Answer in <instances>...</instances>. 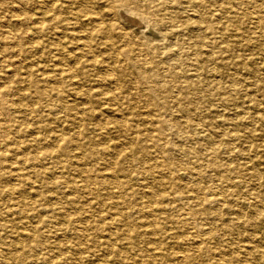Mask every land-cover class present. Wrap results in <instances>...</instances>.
I'll return each instance as SVG.
<instances>
[{"label":"rangeland","instance_id":"374dc122","mask_svg":"<svg viewBox=\"0 0 264 264\" xmlns=\"http://www.w3.org/2000/svg\"><path fill=\"white\" fill-rule=\"evenodd\" d=\"M111 1L0 0V264H264V0Z\"/></svg>","mask_w":264,"mask_h":264},{"label":"bare ground","instance_id":"6f19581e","mask_svg":"<svg viewBox=\"0 0 264 264\" xmlns=\"http://www.w3.org/2000/svg\"><path fill=\"white\" fill-rule=\"evenodd\" d=\"M107 1H108V0H107ZM114 1L117 2V4L119 5V6H117V7L120 8V6H122L121 8H123V9H121V10H125V14H127V15H129V16H131V17H132V16H136V15L141 16V17H145V13L148 14V13L150 12V10H148L149 8L146 9V7H145V9L143 10V12H141V14L136 13L137 10H138V9H137L138 7L136 8V7L134 6V3H131V0H114ZM143 1H144V0H143ZM143 1H142V2H143ZM198 1H199V0H198ZM202 1H203V0H202ZM202 1H201V2H202ZM209 1H210V0H209ZM219 1H221V0H219ZM225 1H226V0H225ZM232 1H233V0H232ZM240 1H241V0H240ZM242 1H243V0H242ZM7 2H9V1H7ZM83 2H89V0H83ZM103 2H104V1H103ZM111 2H113V0H112ZM177 2H178V1H177ZM177 2H176V3H177ZM211 2H212V1H211ZM236 2H237V1H236ZM238 2H239V1H238ZM247 2H248V1H247ZM247 2H246V3H247ZM253 2H254V1H253ZM259 2H260V1H259ZM99 3H100V2H99ZM153 3H154V2H153ZM161 3H162V2H161ZM167 3H168V2H167ZM178 3H179V2H178ZM194 3H195V2H194ZM197 3H199V2H197ZM205 3H206V2H205ZM212 3H213V2H212ZM212 3H211V4H212ZM231 3H232V2H231ZM79 4H80V3H79ZM157 4H158V2H157ZM187 4H188V3H187ZM195 4H196V3H195ZM199 4H200V3H199ZM203 4H204V3H203ZM203 4H202V5H203ZM207 4H208V3H206V5H207ZM209 4H210V3H209ZM211 4H210V5H211ZM223 4H224V3H223ZM249 4H250V3H249ZM249 4H247V5H249ZM253 4H255V3H253ZM69 5H70V4H69ZM140 5H141V4H140ZM144 5H145V4H144ZM147 5H148V4H146V6H147ZM169 5H170V3H169ZM219 5H220V4H219ZM226 5H227V3H226ZM236 5H237V4H236ZM40 6H41V5H40ZM96 6H98V5H96ZM142 6H143V5H142ZM197 6H198V5H197ZM197 6H196V7H197ZM213 6H214V4H213ZM232 6H233V5H232ZM238 6H240V4H239ZM238 6H237V7H238ZM85 7H86V5H85ZM92 7H93V6H92ZM170 7H171V6H170ZM176 7H177V6H176ZM181 7H182V4H181ZM187 7H188V6H187ZM187 7H186V8H187ZM209 7H210V6H209ZM218 7H219V6H218ZM241 7H242V6H241ZM254 7H255V5H254ZM68 8H69V7H68ZM78 8H79V7H78ZM139 8H140V7H139ZM141 8H142V7H141ZM162 8H163V7H162ZM183 8H184V7H183ZM191 8H192V7H191ZM216 8H217V7H216ZM242 8H243V7H242ZM242 8H241V9H242ZM244 8H245V7H244ZM30 9H31V8H30ZM166 9H167V8H166ZM198 9H199V8H198ZM203 9H204V8H203ZM229 9H230V8H229ZM245 9H246V8H245ZM14 10H15V9H14ZM66 10H67V9H66ZM93 10H94V9H93ZM98 10H99V9H98ZM116 10H117V9H116ZM161 10H162V9H161ZM176 10H177V9H176ZM182 10H183V9H182ZM184 10H185V9H184ZM192 10H193V8H192ZM207 10L210 11L211 9H207ZM221 10H222V8H221ZM223 10H224V8H223ZM251 10H252V7H251ZM67 11H68V10H67ZM84 11H85V10H84ZM88 11H91V7H90V10H88ZM100 11H101V10H100ZM138 11H139V10H138ZM163 11H164V10H163ZM168 11H169V10H168ZM185 11H186V10H185ZM194 11H195V10H194ZM194 11H193V12H194ZM215 11H216V10H215ZM231 11H232V10H231ZM247 11H248V10H247ZM260 11H261V10H260ZM77 12H78V11H77ZM118 12H119V11H118ZM155 12H156V11H155ZM157 12L159 13V11H157ZM157 12H156V13H157ZM170 12H171V11H170ZM170 12H169V13H170ZM181 12H182V11H181ZM221 12H223V11H221ZM235 12H236V11H235ZM235 12H234V13H235ZM239 12H240V11H239ZM70 13H71V12H70ZM74 13H75V11H74ZM74 13H73V14H74ZM83 13H84V12H83ZM93 13L96 14V12H94V11H93ZM97 13H98V12H97ZM187 13H188V12H187ZM223 13H224V12H223ZM256 13H257V12H256ZM32 14H33V13H32ZM43 14H44V13H43ZM61 14H62V13H61ZM79 14H81V13H79ZM91 14H92V13H91ZM95 14H94V15H95ZM112 14H114V13H112ZM188 14H190V13H188ZM248 14L250 15L251 13L249 12ZM20 15H21V14H20ZM81 15H86V14H81ZM105 15H106V14H105ZM109 15H110V14H109ZM195 15H196V14H195ZM208 15H210V14H208ZM219 15H220V14H219ZM224 15H226V14H224ZM234 15H235V14H234ZM244 15L246 16V14H244ZM249 15H248V17H249ZM252 15H253V14H252ZM17 16H18V15H17ZM67 16H68V15H67ZM119 16H120V15H118V18H119ZM153 16H154V15H153ZM158 16H159V15H158ZM161 16H162V15H161ZM163 16H164V15H163ZM179 16H180V15H179ZM179 16H178V17H179ZM181 16H182V15H181ZM181 16H180V17H181ZM221 16H223V15H221ZM221 16H220V17H221ZM241 16H242V15H241ZM254 16H255V15H254ZM11 17H12V15H11ZM37 17H38V16H37ZM70 17H71V16H70ZM75 17H76V16H75ZM98 17H99V16H98ZM114 17H115V16H114ZM189 17H190V16H189ZM200 17H201V16H200ZM206 17H207V16H206ZM223 17H224V16H223ZM223 17H222V18H223ZM246 17H247V16H246ZM7 18H9V17L7 16ZM88 18H89V17H88ZM101 18H102V17H101ZM101 18H100V19H101ZM108 18L111 19V16L108 17ZM116 18H117V17H116ZM139 18H140V17H139ZM157 18H158V17H157ZM164 18H165V17H164ZM173 18H174V17H173ZM190 18H191V17H190ZM217 18H218V17H217ZM233 18H234V17H233ZM65 19H66V18H65ZM75 19H76V18H75ZM89 19H90V18H89ZM120 19H121V17H120ZM168 19H169V18H168ZM175 19H176V18H175ZM177 19H178V18H177ZM193 19H194V18H193ZM234 19H235V18H234ZM248 19H249V18H248ZM53 20H54V19H53ZM62 20H63V19H62ZM62 20H61V21H62ZM149 20H151V19H149ZM156 20H157V19H156ZM182 20H183V19H182ZM202 20H204V19H202ZM215 20H216V19H215ZM229 20H230V19H229ZM240 20H241V18H240ZM252 20H253V19H252ZM254 20H255V19H254ZM254 20H253V21H254ZM259 20H260V19H259ZM59 21H60V20H59ZM99 21H100V20H99ZM198 21H199V20H198ZM226 21H227V20H226ZM255 21H256V20H255ZM2 22H3V20H2ZM29 22H30V21H29ZM74 22H76V21H74ZM87 22H89V21H87ZM91 22H93V19H92ZM91 22H89V23H91ZM94 22H95V21H94ZM108 22H109V21H108ZM113 22H114V21H113ZM166 22H167V21H166ZM187 22H188V21H187ZM211 22H212V20H211ZM222 22H223V21H222ZM224 22H225V21H224ZM238 22H239V21H238ZM251 22H252V21H251ZM5 23H6V22H5ZM7 23H8V21H7ZM32 23H33V22H32ZM84 23L86 24V22H84ZM105 23H106V22H105ZM118 23H119V22H118ZM125 23H126V22H125ZM141 23H142V22H141ZM199 23H201V22H199ZM204 23H205V22H204ZM206 23H207V22H206ZM212 23H213V22H212ZM226 23H227V22H226ZM233 23H234V22H233ZM8 24H9V23H8ZM61 24H62V23H61ZM158 24H159V23H158ZM164 24H165V22H164ZM222 24H223V23H222ZM224 24H225V23H224ZM224 24H223V25H224ZM235 24H236V23H235ZM239 24H240V22H239ZM242 24H243V23H242ZM245 24H246V21H245ZM91 25H92V24H91ZM94 25H95V24H94ZM94 25H93V26H94ZM103 25H104V24H103ZM109 25H110V24H109ZM114 25H115V24H114ZM143 25H145V23H144ZM152 25H153V24H152ZM167 25H168V24H167ZM167 25H166V26H167ZM180 25H181V24H180ZM187 25H188V24H187ZM198 25H200V24H198ZM203 25H204V24H203ZM251 25H252V24H251ZM255 25H256V24H255ZM255 25H254V26H255ZM3 26H4V25H3ZM6 26H7V25H6ZM84 26H86V25H84ZM88 26H89V25H88ZM111 26H113V25H111ZM117 26H118V25H117ZM160 26H161V25H160ZM174 26H175V25H174ZM181 26H183V25H181ZM191 26H192V25H191ZM208 26H209V25H208ZM245 26H246V25H245ZM245 26H244V27H245ZM0 27H1V26H0ZM66 27H67V26H66ZM72 27H73V26H72ZM90 27H91V26H90ZM94 27H95V28H94L95 34L100 33V30H101V29H100L98 26H94ZM113 27H114V26H113ZM119 27H120V26H119ZM130 27H132V26H130ZM130 27H129V28H130ZM149 27H150V26H149ZM161 27H162V26H161ZM161 27H160V28H161ZM171 27H172V26H171ZM178 27H179V26H178ZM210 27H211V26H210ZM225 27H226V26H225ZM233 27H234V26H233ZM235 27H236V26H235ZM40 28L43 30V29H44V26H41ZM58 28H59V27H58ZM92 28H93V27H92ZM101 28H104V27H101ZM117 28H118V27H117ZM122 28H123V26H122ZM127 28H128V27H127ZM129 28H128V29H129ZM141 28H142V27H141ZM143 28H144V27H143ZM157 28H158V27H157ZM184 28H185V27H184ZM187 28H188V27H187ZM196 28H197V27H196ZM9 29H10V28H9ZM17 29H18V28H17ZM17 29H14V30H17ZM49 29H50V28H49ZM78 29H79V28H78ZM84 29H85V28H84ZM111 29H112V28H111ZM114 29H116V28H114ZM139 29H140V28H139ZM201 29H202V28H201ZM204 29H205V28H204ZM7 30H8V29H7ZM21 30H23V29H21ZM45 30H46V29H45ZM50 30H51V29H50ZM69 30H70V29H69ZM89 30L91 31V29H89ZM151 30H153V29H151ZM168 30H169V29H168ZM189 30H190V29H189ZM194 30H195V29H194ZM194 30H193V31H194ZM211 30H212V29H211ZM217 30H218V29H217ZM221 30H222V29H221ZM59 31H61V30H59ZM75 31H76V30H75ZM107 31H108V30H107ZM114 31H115V30H114ZM116 31H117V30H116ZM134 31H135V30H134ZM157 31H158V29H157ZM191 31H192V30H191ZM242 31H243V30H242ZM5 32H6V31H5ZM21 32H22V31H21ZM45 32H46V31H45ZM47 32H48V31H47ZM78 32H79V31H78ZM78 32H77V33H78ZM103 32L105 33L106 31H103ZM121 32H122V31H121ZM121 32H120V33H121ZM125 32H126V31H125ZM129 32H130V31H129ZM136 32H137V31H136ZM171 32H172V31H171ZM178 32H180V31H178ZM196 32H197V31H195V33H196ZM198 32H199V31H198ZM210 32H211V31H210ZM2 33H3V32H2ZM7 33H8V32H7ZM113 33H114V32H113ZM130 33H131V32H130ZM130 33H129V34H130ZM158 33H159V32H158ZM213 33H214V32H213ZM219 33H220V32H219ZM243 33H244V32H243ZM44 34H45V33H44ZM86 34H87V33H86ZM123 34H124V33H123ZM152 34H153V33H152ZM163 34H164V33H163ZM174 34H175V33H174ZM178 34H179V33H178ZM178 34H177V35H178ZM220 34H221V33H220ZM3 35H4V33H3ZM56 35H57V34H56ZM59 35H60V34H59ZM72 35H73V34H72ZM78 35H79V34H78ZM87 35H88V34H87ZM102 35H103V34H102ZM114 35H115V34H114ZM131 35H132V33H131ZM141 35H142V34H141ZM172 35H173V34H172ZM186 35H187V33H186ZM188 35H189V34H188ZM228 35H229V34H228ZM14 36H15V35H14ZM76 36H77V35H76ZM76 36H75V37H76ZM117 36H119L118 33H117ZM124 36H125V35H124ZM134 36H135V35H134ZM145 36H146V35H145ZM181 36H182V34H181ZM44 37H46V36H44ZM71 37H72V36H71ZM82 37H83V36H82ZM82 37H81V38H82ZM122 37H123V36H122ZM131 37H133V36H131ZM136 37H137V36H136ZM154 37H155V35H154ZM186 37H187V36H186ZM212 37H213V36H212ZM88 38H89V36H88ZM102 38H103V37H102ZM119 38H120V37H119ZM124 38H125V37H124ZM124 38H123V40H125ZM129 38H130V37H129ZM152 38H153V37H152ZM181 38H182V37H181ZM229 38H230V37H229ZM16 39H17V38H16ZM53 39H54V37H53ZM59 39H60V38H59ZM68 39H69V38H68ZM71 39H72V38H71ZM73 39H74V37H73ZM91 39H92V38H91ZM91 39H90V40H91ZM99 39H100V38H99ZM116 39H117V38H116ZM120 39H121V38H120ZM143 39H144V38H143ZM153 39H154V38H153ZM169 39H170V38H169ZM178 39H179V38H178ZM2 40H3V39H2ZM5 40H6V39H5ZM26 40H27V39H26ZM29 40H30V39H29ZM61 40H62V39H61ZM61 40H60V41H61ZM75 40H76V39H75ZM84 40H85V39H84ZM84 40H83L82 44L84 43ZM90 40H89V41H90ZM123 40H122V41H123ZM149 40H150V39H149ZM184 40H186V38H185ZM31 41H32V39H31ZM47 41H48V40H47ZM89 41H86V42H88L87 44H89ZM92 41H93V40H92ZM98 41H99V40H98ZM122 41H121V42H122ZM178 41H179V40H178ZM0 42H1V41H0ZM11 42H12V41H11ZM15 42H16V41H15ZM17 42H18V41H17ZM49 42H50V41H49ZM49 42H48V43H49ZM57 42H58V41H57ZM76 42H77V41H76ZM96 42H97V41H96ZM96 42H95V43H96ZM99 42H100V41H99ZM121 42H120V43H121ZM124 42H125V41H124ZM126 42H127V41H126ZM140 42H141V41H140ZM147 42L149 43V41H147ZM150 42H151V41H150ZM3 43H4V42H3ZM26 43H27V42H26ZM72 43H73V42H72ZM79 43H80V42H79ZM95 43H92V45L95 44ZM100 43H101V42H100ZM102 43H103V42H102ZM134 43H135V42H134ZM137 43H138V41H137ZM190 43H191V42H190ZM194 43H195V42H194ZM198 43H199V42H198ZM5 44H6V43H5ZM37 44H38V43H37ZM37 44H36V45H37ZM87 44H86V45H87ZM107 44H108V43H107ZM127 44H128V43H127ZM127 44H125V45H127ZM129 44H130V43H129ZM129 44H128V45H129ZM145 44H146V42H145ZM149 44H150V43H149ZM149 44H148V45H149ZM11 45H12V44H11ZM30 45H31V44H30ZM71 45H72V44H71ZM71 45H70V46H71ZM103 45H104V44H103ZM108 45H111V44H108ZM112 45H113V44H112ZM119 45H120V44H119ZM134 45H135V44H134ZM140 45H141V44H140ZM2 46H3V45H2ZM14 46H15V45H14ZM70 46H69L68 48H70ZM78 46H79V45H78ZM80 46H81V45H80ZM80 46H79V47H80ZM97 46H98V45H97ZM122 46H123V45H122ZM130 46H132V44H131ZM136 46H137V45H136ZM10 47H11V46H10ZM36 47H37V46H36ZM46 47H47V46H46ZM0 48L2 49V47H0ZM5 48H6V47H5ZM5 48H4V49H5ZM26 48H27V47H26ZM38 48H39V47H38ZM44 48H45V47H44ZM73 48H74V47H73ZM73 48H72V49H73ZM80 48H81V47H80ZM90 48H91V47H90ZM101 48H102V47H101ZM104 48H105V47H103V49H104ZM111 48H113V47H111ZM11 49H12V48H11ZM16 49H17V48H16ZM47 49H48V47H47ZM59 49H61V48H59ZM74 49H75V48H74ZM81 49H82V48H81ZM84 49H85V48H84ZM84 49H82V50H84ZM94 49H95V48H94ZM96 49H97V48H96ZM99 49H100V48H99ZM118 49H119V48H118ZM128 49H129V48H128ZM17 50H18V49H17ZM37 50H38V49H37ZM49 50H50V49H49ZM89 50H90V49H89ZM89 50H88V51H89ZM133 50H135V49L133 48ZM2 51H3V50H2ZM13 51H14V50H13ZM13 51H12V53H13ZM39 51H40V50H39ZM72 51H73V50H72ZM101 51H103V50H101ZM129 51H130V50H129ZM146 51H147V50H146ZM190 51H191V50H190ZM192 51H193V50H192ZM7 52H8V51H7ZM20 52H21V51H20ZM51 52H52V51H51ZM59 52H60V51H59ZM68 52H69V51H68ZM68 52H67V53H68ZM78 52H79V51H78ZM83 52H84V51H83ZM89 52H90V51H89ZM92 52H94V51H92ZM103 52H104V51H103ZM108 52H109V51H108ZM108 52H107V53H108ZM124 52H125V51H124ZM142 52H144V50H143ZM148 52H149V51H148ZM186 52H187V51H186ZM193 52H194V51H193ZM2 53H3V52H2ZM8 53H9V52H8ZM30 53H31V52H30ZM57 53H58V52H57ZM65 53H66V52H65ZM79 53H81V52H79ZM84 53H85V52H84ZM99 53H101V52H99ZM112 53H113V52H112ZM135 53H136V51H135ZM137 53H139V52L137 51ZM144 53H145V52H144ZM144 53H142V55H143ZM149 53H150V52H149ZM191 53H192V52H191ZM191 53H190V54H191ZM18 54H19V53H18ZM21 54H22V53H21ZM21 54H20V55H21ZM35 54H36V53H35ZM38 54H39V53H38ZM54 54H55V53H54ZM69 54H70V53H69ZM75 54H76V53H75ZM87 54H88V53H87ZM133 54H134V53H133ZM140 54H141V52H140ZM190 54H189V55H190ZM20 55H19V56H20ZM22 55H23V54H22ZM24 55H25V54H24ZM39 55H40V54H39ZM48 55H49V57H50V52H49ZM56 55H57V54H56ZM112 55L114 56V53H113ZM191 55H192V54H191ZM198 55H199V54H198ZM4 56H5V55H4ZM17 56H18V55H17ZM46 56H47V55H46ZM67 56H68V55H67ZM88 56H89V55H88ZM130 56H131V55H130ZM134 56H135V55H134ZM138 56H139V55H138ZM151 56H152V54H151ZM11 57H12V56H11ZM28 57H29V56H28ZM43 57H44V56H43ZM47 57H48V56H47ZM47 57H46V58H47ZM49 57H48V58H49ZM52 57H53V55H52ZM74 57H75V56H74ZM83 57H85V56H83ZM93 57L95 58V56H93ZM141 57H142V56H141ZM7 58L9 59V57H7ZM18 58H19V57H18ZM31 58H32V57H31ZM37 58H38V57H37ZM60 58H61V57H60ZM100 58H101V57H100ZM104 58H105V57H104ZM115 58H116V57H115ZM135 58H136V57H135ZM0 59H2V58H0ZM25 59H26V58H25ZM27 59H28V58H27ZM35 59H36V58H35ZM79 59H82V58H79ZM88 59H89V58H88ZM91 59H92V58H91ZM91 59H90V61H87V62H91ZM112 59H113V58H112ZM130 59H131V58H130ZM133 59H134V58H133ZM13 60H14V59H13ZM21 60H22V59H21ZM41 60H42V59H41ZM49 60H50V59H49ZM55 60L58 61L59 59H55ZM60 60H62V59H60ZM63 60H64V59H63ZM68 60H69V58H68ZM84 60H85V59H84ZM99 60H102V58L99 59ZM113 60H114V59H113ZM2 61H3V60H2ZM33 61H34V60H33ZM66 61H67V60H66ZM66 61H64V63H65ZM69 61H70V60H69ZM92 61H93V60H92ZM102 61H103V60H102ZM139 61H140V60H139ZM6 62H7V61H6ZM26 62H27V61H26ZM29 62H30V61H29ZM39 62H40V60H39ZM42 62H43V61H42ZM83 62H85V61H83ZM113 62H116V61H113ZM121 62H122V61H121ZM15 63H16V62H15ZM49 63H50V62H49ZM55 63H56V62H55ZM55 63H54V64H55ZM57 63H58V62H57ZM57 63H56V64H57ZM60 63H61V62H60ZM73 63H75V62L73 61ZM92 63H94V62H92ZM117 63H118V62H117ZM142 63H143V66H145V65H144V62H142ZM145 63H146V65H147V62H145ZM4 64H5V62H4ZM12 64H14V62H13ZM24 64H26V63H24ZM54 64H52V65H54ZM77 64H78V63H77ZM85 64H87V63H85ZM85 64L83 63V65H85ZM100 64H101V63H100ZM113 64H114V63H113ZM123 64H124V63H123ZM133 64H134V63H133ZM29 65H30V64H29ZM31 65H32V62H31ZM33 65H34V63H33ZM60 65H61V64H60ZM69 65H71V64H69ZM97 65H99V64H97ZM102 65H103V64H102ZM136 65H138V64H136ZM6 66H7V65H6ZM12 66H13V65H12ZM15 66H16V65H15ZM18 66H20V65H18ZM63 66H64V67H63ZM123 66H124V65H123ZM134 66H135V65H134ZM138 66H139V65H138ZM10 67H11V66H10ZM27 67H28V66H27ZM51 67L54 68L53 66H51ZM81 67H82V66H81ZM120 67H121V66H120ZM237 67H239V66H237ZM15 68H17V67H15ZM18 68H19V67H18ZM18 68H17V69H18ZM34 68H35V67H34ZM89 68H90V67H89ZM91 68H92V67H91ZM93 68H95V67H93ZM98 68H99V67H98ZM105 68H106V67H105ZM108 68H109V67H108ZM122 68H123V67H122ZM140 68H141V66H140ZM4 69H5V68H4ZM11 69H12V68H11ZM29 69H30V67H29ZM44 69H45V68H44ZM49 69H50V68H49ZM57 69H58V68H57ZM71 69H73V68L68 67V64L66 63V65H62V68L58 69V72L54 71V72L57 74V77H58L57 80L60 79V81H58L57 85H55V86H54V85L51 86V89L59 90L58 93H59L60 96L62 95V92H61V89H62V88H60V86H61L60 83H61V82H66V81H65L66 79H67L68 81H69V79H73V78H72V76H73L72 73L74 72V70H73V72H72ZM117 69H118V66H117ZM117 69H116V70H117ZM123 69H124V68H123ZM133 69H134V68H133ZM138 69H139V67H138ZM145 69H146V68H145ZM8 70H9V68H8ZM13 70H14V69H13ZM20 70H21V68H20ZM22 70H23V69H22ZM26 70H27V69H26ZM36 70H37V69H36ZM40 70H41V69H40ZM76 70H77V69H76ZM79 70H80V69H79ZM81 70H83V69H81ZM93 70L95 71L96 69H93ZM93 70H92V71H93ZM106 70H107V69H106ZM110 70H111V69H110ZM134 70H135V69H134ZM2 71H3V70H2ZM17 71H18V70H17ZM77 71H78V70H77ZM84 71H85V69H84ZM129 71H130V70H129ZM13 72H14V71H13ZM28 72H29V71H28ZM51 72H52V71H51ZM79 72H80V71H78V73H79ZM89 72H90V71H89ZM107 72H108V71H107ZM110 72H111V71H110ZM121 72H122V71H121ZM123 72H124V71H123ZM136 72H138V71H136ZM34 73H35V72H34ZM113 73H114V72H113ZM127 73H128V72H127ZM8 74H9V73H8ZM27 74H29V73H27ZM36 74H37V73H36ZM80 74H82V72H80ZM85 74H86V73H85ZM136 74H137V73H136ZM3 75H4V72H3ZM6 75H7V74H6ZM47 75H48V74H47ZM52 75H53V74H52ZM86 75H89V74L87 73ZM102 75H103V74H102ZM106 75H107V74H106ZM123 75H124V74H123ZM133 75H134V74H133ZM138 75L140 76V74H138ZM13 76H14V75H13ZM13 76H12V77H13ZM23 76H24V74H23ZM25 76H26V75H25ZM25 76H24V77H25ZM32 76H33V75H32ZM32 76H31V77H32ZM74 76H75V75H74ZM115 76H116V75H115ZM120 76H121V74H120ZM124 76L126 77V75H124ZM9 77H10V76H9ZM28 77H29V76H28ZM35 77H36V76H35ZM55 77H56V76H55ZM90 77H91V76H90ZM101 77H102V76H101ZM133 77H134V76H133ZM140 77H141V76H140ZM21 78H22V77H21ZM42 78H43V77H42ZM76 78L78 79L77 76H76ZM122 78H123V77H122ZM126 78H127V77H126ZM126 78H125V79H126ZM128 78H129V77H128ZM128 78H127V79H128ZM217 78H218V77H217ZM11 79H12V78H11ZM14 79H15V77H14ZM28 79H30V78H28ZM44 79H45V78H44ZM47 79H48V78H47ZM51 79H54V78H51ZM88 79H89V77H88ZM100 79H101V78H100ZM123 79H124V78H123ZM130 79H131V78H130ZM6 80H7V78H6ZM20 80H21V79H20ZM32 80H33V79H32ZM79 80H80V79H79ZM83 80H84V79H83ZM97 80H98V79H97ZM101 80H102V79H101ZM103 80H104V79H103ZM119 80H121V79H119ZM0 81H1V80H0ZM4 81H5V80H4ZM11 81H12V80H11ZM25 81H26V80H25ZM25 81H22V82L24 83ZM36 81H37V80H36ZM45 81H47V80H45ZM68 81H67V82H68ZM168 81H169V80H168ZM16 82H17V81H16ZM27 82H28V81H27ZM34 82H35V81H34ZM37 82H38V81H37ZM41 82H42V81H41ZM41 82H40V83H41ZM43 82H44V81H43ZM87 82H88V81H87ZM95 82H96V81H95ZM101 82H102V81H101ZM105 82H106V81H105ZM114 82H117V81H114ZM142 82H143V80H142ZM35 83H36V82H35ZM45 83H46V82H45ZM109 83H110V82H109ZM123 83H124V82H123ZM128 83H129V81H128ZM170 83H171V82H170ZM13 84H15V83H13ZM36 84H37V83H36ZM61 84H62V83H61ZM66 84H67V83H66ZM71 84H72V83H71ZM86 84H87V83H85V85H86ZM100 84H101V83H100ZM16 85H17V84H16ZM38 85H40V84H38ZM44 85H45V84H44ZM50 85H51V84H50ZM50 85H49V86H50ZM72 85H73V84H72ZM102 85H103V84H102ZM105 85H106V84H105ZM134 85H135V84H134ZM170 85H171V84H170ZM0 86H1V85H0ZM3 86H4V84H3ZM20 86L22 87V85H20ZM20 86H19V87H20ZM32 86H33V85H32ZM47 86H48V84H47ZM66 86H68V85H66ZM69 86H71V85H69ZM76 86H79V85L77 84ZM125 86H126V85H125ZM137 86H139V85H137ZM37 87H38V86H37ZM63 87L65 88V86H63ZM86 87H87V86H86ZM97 87H98V86H97ZM123 87H124V86H123ZM22 88H23V87H22ZM41 88H42V87H41ZM41 88H40V89H41ZM46 88H47V87H46ZM64 88H63V89H64ZM69 88H70V87H69ZM94 88H95V87H94ZM116 88H118V87H116ZM121 88H122V87H121ZM127 88H128V87H127ZM8 89H9V88H8ZM12 89H13V88H12ZM19 89H20V88H19ZM27 89H28V88H27ZM34 89H35V88H34ZM43 89H44V88H43ZM66 89H67V88H66ZM71 89H72V88H71ZM73 89H74V88H73ZM82 89H83V88H82ZM96 89H97V88H96ZM98 89L100 90L101 87L98 88ZM0 90H2V87H1ZM5 90H6V89H5ZM13 90H14V89H13ZM28 90H29V89H28ZM36 90H37V89H36ZM55 90H54V91H55ZM76 90H77V89H76ZM80 90H81V89H80ZM86 90H87V88H86ZM103 90H104V89H103ZM112 90H113V89H112ZM133 90H135V89H133ZM157 90H158V89H157ZM11 91H12V90H11ZM30 91H31V90H30ZM41 91H42V90H41ZM46 91H47V89H46ZM51 91H52V90H51ZM68 91H69V90H68ZM91 91H92V90H91ZM17 92H20V90L17 91ZM26 92H27V91H26ZM32 92H33V91H32ZM32 92H31V93H32ZM43 92H44V91H43ZM64 92H65V91H64ZM75 92H77V91H75ZM83 92H85V91H83ZM127 92H128V91H127ZM131 92H132V91H131ZM135 92H136V91H135ZM10 93H11V92H10ZM33 93H34V92H33ZM90 93H91V92H89L88 94H90ZM95 93H96V91H95ZM95 93H94V94H95ZM51 94H52V93H51ZM53 94H54V93H53ZM64 94H65V93H64ZM71 94H72V93H71ZM75 94H76V93H75ZM77 94H78V93H77ZM91 94H92V93H91ZM105 94H107V93H105ZM110 94H111V93H110ZM112 94H113V93H112ZM119 94H120V93H119ZM122 94H123V92H122ZM125 94H126V93H125ZM125 94H124V95H125ZM3 95H4V92H3V91H2V92L0 91V104H2V101H4V100H3ZM13 95H14V94H13ZM16 95H17V94H16ZM16 95H15V97H16ZM32 95H33V94H32ZM48 95H50V94H48ZM116 95H117V94H116ZM116 95H114V96H116ZM126 95H127V97H128V94H126ZM136 95H137V94H136ZM17 96H18V95H17ZM24 96H25V95H24ZM28 96H29V95H28ZM81 96H82V95H81ZM89 96H90V95H89ZM97 96H98V95H97ZM97 96H94V97H97ZM100 96H101V95H100ZM15 97H14V98H15ZM39 97H40V96H39ZM50 97H51V96H50ZM68 97H70V96H68ZM75 97H76V96H75ZM90 97H91V96H90ZM90 97H89V98H90ZM101 97H102V96H101ZM129 97H130V96H129ZM136 97H137V96H136ZM9 98H10V97H9ZM25 98H26V97H25ZM28 98H29V97H28ZM44 98H45V97H44ZM47 98H48V97H47ZM53 98H54V97H53ZM86 98H87V97H86ZM92 98H93V97H92ZM7 99H8V98H7ZM16 99H17V98H16ZM18 99H19V98H18ZM30 99H31V98H30ZM34 99H35V98H34ZM36 99H37V98H36ZM55 99H56V97H55ZM73 99H74V98H73ZM95 99H97V98H95ZM99 99H100V98H99ZM114 99H115V98H114ZM118 99H119V98H118ZM137 99H138V98H137ZM5 100H6V99H5ZM8 100H9V99H8ZM26 100H27V99H26ZM45 100H46V99H45ZM101 100H102V99H101ZM98 101H99V100H98ZM98 101H97V102H98ZM108 101H110V99H109ZM126 101H127V100H126ZM131 101H132V100H131ZM135 101H136V100H135ZM7 102H8V101H7ZM21 102H22V101H21ZM28 102H29V101H28ZM54 102H55V100H54ZM54 102H53V103H54ZM57 102H58V101H57ZM60 102H61V99H60ZM64 102H67V101H64ZM91 102H92V101H91ZM110 102H111V101H110ZM112 102H113V101H112ZM120 102H121V101H120ZM129 102H130V101L128 100V103H129ZM136 102H137V101H136ZM46 103H47V102H46ZM46 103H45V104H46ZM51 103H52V102H51ZM55 103H56V102H55ZM58 103H59V102H58ZM71 103H72V102H71ZM94 103H95V102H94ZM130 103H131V102H130ZM4 104H5V103H4ZM4 104H3V106H4V108H5L6 105H4ZM22 104H23V103H22ZM35 104H36V103H35ZM91 104H92V103H91ZM111 104H112V103H111ZM117 104H118V103H117ZM126 104H127V103H126ZM126 104L124 105L125 107H126ZM132 104H134V103H132ZM59 105H60V104H59ZM67 105H69V104H67ZM86 105H87V104H86ZM101 105H102V104H101ZM101 105H100V106H101ZM231 105H232V104H231ZM3 106H2V107H3ZM21 106H22V105H21ZM32 106H33V105H32ZM49 106H50V104H49ZM57 106H58V105H57ZM82 106H83V105H82ZM96 106H97V105H96ZM109 106H110V105H109ZM115 106H116V105H115ZM145 106H146V104H145ZM153 106H154V105H153ZM10 107H11V106H10ZM37 107H38V106H37ZM52 107H54V106H52ZM68 107H69V106H68ZM80 107H81V106H80ZM89 107H90V106H89ZM93 107H94V105H93ZM98 107H99V106H98ZM121 107H122V105H121ZM127 107H128V106H127ZM134 107H135V106H134ZM140 107H141V105H140ZM4 108H3V109H4ZM58 108H59V107H58ZM72 108H73V107H72ZM95 108H96V107H95ZM103 108H104V107H103ZM105 108H106V107H105ZM109 108H111V107H109ZM118 108H119V107H118ZM138 108H139V107H138ZM3 109H2V110H3ZM14 109H15V108H14ZM17 109H18V108H17ZM43 109H44V108H43ZM43 109H42V110H43ZM46 109H47V108H46ZM53 109H54V108H53ZM76 109H77V108H76ZM91 109H92V108H91ZM91 109H90V111H91ZM97 109H98V108H97ZM120 109H121V108H120ZM123 109H124V108H123ZM135 109H136V107H135ZM150 109H151V107H150ZM155 109H156V108H155ZM47 110H48V109H47ZM59 110H61V109H59ZM59 110H58V112H60ZM62 110H64V109H62ZM78 110H79V109H78ZM109 110H110V109H109ZM115 110H116V109H115ZM132 110H133V109H132ZM136 110H137V109H136ZM136 110H135V111H136ZM3 111H4V110H3ZM6 111H8V110L6 109ZM10 111H11V110H10ZM16 111H17V110H16ZM19 111H20V110H19ZM70 111H71V110H70ZM73 111H74V109H73ZM81 111H82V110H81ZM90 111H89V112H90ZM93 111H95V110H93ZM98 111H99V109H98ZM110 111H111V110H110ZM113 111H114V110H113ZM125 111H126V110H125ZM129 111H131V110H129ZM144 111H145V110H144ZM1 112H2V111H1ZM1 112H0V113H1ZM4 112H5V111H4ZM14 112H15V111H14ZM30 112H31V110H30ZM55 112H56V111H55ZM64 112H65V111H64ZM74 112H75V111H74ZM74 112H71V113L74 115V114H75ZM76 112H77V110H76ZM84 112H85V111H84ZM100 112H101V111H100ZM103 112H104V111H103ZM111 112H112V111H111ZM115 112H116V111H115ZM122 112H123V111H122ZM122 112H121V113H122ZM131 112H132V111H131ZM137 112H138V111H137ZM152 112H153V111H152ZM2 113H3V112H2ZM22 113H23V112H22ZM27 113H28V112H27ZM31 113H32V112H31ZM43 113H44V112H43ZM85 113H86V112H85ZM94 113H95V112H94ZM96 113H97V112H96ZM119 113H120V112H119ZM142 113H143V112H142ZM142 113H141V114H142ZM4 114H5V113H4ZM24 114H25V113H24ZM28 114H30V113H28ZM78 114H79V113H78ZM98 114H99V113H98ZM128 114H129V113H128ZM136 114H138V113H136ZM5 115H7V114H5ZM37 115H38V114H37ZM40 115H41V113H40ZM76 115H77V114H76ZM84 115H86V114H84ZM99 115H100V114H99ZM121 115H122V114H121ZM139 115H140V114H139ZM150 115H151V114H150ZM2 116H3V115H2ZM11 116H12V115H11ZM64 116H65V115H64ZM80 116H81V115H80ZM140 116H141V115H140ZM142 116H143V115H142ZM5 117H6V116H5ZM7 117H8V115H7ZM21 117L24 118V116H21ZM36 117H37V116H36ZM49 117H51V116H49ZM49 117H48V118H49ZM87 117H89V116H87ZM90 117H91V116H90ZM100 117H101V116H100ZM108 117H109V116H108ZM115 117H116V116H115ZM127 117H128V116H127ZM129 117H130V116H129ZM134 117H135V116H134ZM147 117H148V115H147ZM37 118H38V117H37ZM37 118H36V119H37ZM69 118H70V117H69ZM106 118H107V117H106ZM117 118H118V117H117ZM119 118H120V117H119ZM123 118H124V117H123ZM142 118H143V117H142ZM1 119H2V118H1ZM3 119H4V117H3ZM12 119H13V118H12ZM24 119H25V118H24ZM26 119H27V118H26ZM39 119H40V118H39ZM61 119H62V118H61ZM70 119H71V118H70ZM81 119H82V118H81ZM98 119H100V118H98ZM108 119H109V118H108ZM110 119H111V118H110ZM134 119H135V118H134ZM140 119H141V118H140ZM13 120H14V119H13ZM62 120H63V119H62ZM67 120H68V119H67ZM112 120H113V119H112ZM117 120H119V119H117ZM129 120H130V119H129ZM2 121H3V120H2ZM2 121H1V122H2ZM9 121H10V119H9ZM20 121H21V120H20ZM37 121H38V120H37ZM55 121H56V120H55ZM73 121H74V120H73ZM75 121H76V120H75ZM78 121H79V120H78ZM78 121H77V122H78ZM85 121H86V120H85ZM121 121H122V120H121ZM121 121H120V122H121ZM137 121H138V120H137ZM141 121H143V120H141ZM3 122H4V121H3ZM15 122H16V120H15ZM21 122H22V121H21ZM27 122H28V121H27ZM31 122H32V120H31ZM40 122H41V121H40ZM49 122H51V121L49 120ZM79 122H81V121H79ZM87 122H88V121H87ZM93 122H94V121H93ZM110 122H111V121H110ZM110 122H109V123H110ZM6 123H8V121H7ZM9 123H10V122H9ZM34 123H36V122H34ZM83 123H84V120H83ZM90 123H91V121H90ZM101 123H102V122H101ZM143 123H144V122H143ZM11 124H12V123H11ZM22 124H23V123H22ZM29 124H30V123H29ZM55 124H56V123H55ZM64 124H65V123H64ZM71 124H72V123H71ZM99 124H100V121H99ZM8 125H9V124H8ZM24 125H25V124H24ZM30 125H31V124H30ZM81 125H82V124H81ZM96 125H98V124H96ZM100 125H101V124H100ZM100 125H98V126H100ZM108 125H109V124H108ZM132 125H133V124H132ZM2 126H4V125L2 124ZM5 126H6V125H5ZM13 126H14V125H13ZM17 126H18V125H17ZM45 126H46V125H45ZM51 126H52V125H51ZM54 126H55V125H54ZM66 126H67V125H66ZM68 126H69V125H68ZM83 126H84V125H83ZM87 126H88V125H87ZM92 126H93V125H92ZM113 126H114V125H113ZM0 127H1V126H0ZM31 127L33 128V125H32ZM38 127H39V125H38ZM41 127H42V126H41ZM72 127H73V126H72ZM77 127H78V126H77ZM94 127H95V124H94ZM1 128H2V127H1ZM7 128H8V127H7ZM18 128H20V127H18ZM21 128H22V127H21ZM47 128H49V127H47ZM51 128H52V127H51ZM51 128H50V129H51ZM63 128H64V127H63ZM90 128H91V126H90ZM109 128H110V127H109ZM39 129H40V128H39ZM41 129H42V128H41ZM73 129H74V128H73ZM85 129H86V128H85ZM94 129H98V128H94ZM111 129H112V128H111ZM25 130H27V129H25ZM25 130H24V131H25ZM53 130H54V129H53ZM138 130H139V129H138ZM11 131H12V130H11ZM22 131H23V130H22ZM31 131H32V130H31ZM36 131H37V130H36ZM47 131H48V130H47ZM77 131H78V130H77ZM90 131H91V130H90ZM4 132H5V130H4ZM7 132H9L8 129H7ZM17 132H18V131H17ZM29 132H30V131H29ZM59 132H60V131H59ZM86 132H87V131H86ZM21 133H22V132H21ZM21 133H20V134H21ZM51 133H52V132H51ZM88 133H89V132H88ZM138 133H139V131H138ZM0 134H2V133H0ZM15 134H16V133H15ZM20 134H18V135H20ZM24 134H25V133H24ZM133 134H134V133H133ZM217 134H218V133H217ZM7 135H8V134H7ZM26 135H27V134H26ZM31 135H32V134H31ZM34 135H35V134H34ZM55 135H56V134H55ZM61 135H62V134H61ZM63 135H64V134H63ZM131 135H132V134H131ZM136 135H137V131H136ZM9 136H10V135H9ZM13 136H14V135H13ZM37 136H38V135H37ZM1 137H2V136H0V140H1ZM50 137H51V136H50ZM53 137H54V136H53ZM4 138H5V137H4ZM27 138H28V137H27ZM33 138H34V136H33ZM39 138H40V137H39ZM71 138H72V137H71ZM6 139H8V138H6ZM6 139H5V141H6ZM17 139H18V138H17ZM24 139H25V138H24ZM30 139H31V138H30ZM65 139H66V138H65ZM26 140H27V139H26ZM34 140H35V139H34ZM56 140H57V138H56ZM87 140H88V139H87ZM89 140H90V139H89ZM14 141H15V140H14ZM19 141H20V140H19ZM29 141H30V140H29ZM10 142H11V141H10ZM21 142H22V141H21ZM24 142H26V141H24ZM27 142H28V141H27ZM39 142H40V141H39ZM54 142H55V141H54ZM57 142H58V141H57ZM64 142H65V141H64ZM6 143H7V142H6ZM17 143H18V142H17ZM22 143H23V142H22ZM28 143H29V142H28ZM35 143H36V141H35ZM67 143H69V142H67ZM103 143H104V142H103ZM3 144H4V143H3ZM3 144H2V145H3ZM19 144H20V143H19ZM19 144H18V146H17V145H16V146L19 147ZM23 144H24V143H23ZM69 144H70V143H69ZM2 145H1V146H2ZM28 145H29V144H28ZM30 145H31V144H30ZM72 145H73V144H72ZM42 146H43V144H42ZM56 146H57V145H56ZM59 146H60V145H59ZM33 147H35V146H33ZM33 147H32V148H33ZM53 147H54V146H53ZM53 147H52V148H53ZM66 147H67V146H66ZM72 147H73V146H72ZM2 148H3V147H2ZM43 148H44V147H43ZM59 148H60V147H59ZM0 149H1V148H0ZM29 149H30V148H29ZM34 149H35V148H34ZM36 149H37V148H36ZM36 149H35V150H36ZM48 149H49V147H48ZM54 149H55V147H54ZM66 149H68V148H66ZM74 149H75V148H74ZM1 150H2V149H1ZM44 150H45V149H44ZM59 150H60V149H59ZM77 150L79 151V149H77ZM80 150H81V149H80ZM176 150H177V149H176ZM14 151H15V150H14ZM54 151H57V150H54ZM60 151H61V150H60ZM75 151H76V149H75ZM9 152H10V151H9ZM12 152H13V151H12ZM44 152H45V151H44ZM22 153H24V152H22ZM30 153H31V152H29V154H30ZM33 153H34V152H33ZM33 153H32V154H33ZM38 153H39V152H38ZM50 153H52V152H50ZM53 153H55V152H53ZM69 153H70V152H69ZM0 154H1V153H0ZM13 154H14V153H13ZM42 154H43V153H42ZM42 154H40V155H42ZM58 154H59V153H58ZM60 154H61V153H60ZM6 155H7V154H6ZM10 155H11V154H10ZM17 155H18V153H17ZM50 155H51V154H50ZM64 155H65V153H64ZM64 155H63V156H64ZM83 155H84V154H83ZM38 156H39V155H38ZM58 156H59V155H58ZM79 157H80V156H79ZM79 157H78V158H79ZM9 158H10V157H9ZM11 158H12V157H11ZM25 158H27V156H26V157L24 156V159H25ZM2 159H3V158H2ZM18 159H19V158H18ZM44 159H45V158H44ZM67 159H68V158H67ZM73 159H74V158H73ZM7 160H8V162H10L9 159H7ZM19 160H20V159H19ZM51 160H52V159H51ZM75 160H76V159H75ZM75 160H74V161H75ZM82 160H83V159H82ZM1 161H2V160H1ZM12 161H13V160H12ZM32 161H33V160H32ZM43 161H44V160H43ZM58 161H59V160H58ZM28 162H29V161H28ZM76 162H77V161H76ZM14 163H16V162H14ZM20 163H21V162H20ZM26 163H27V162H26ZM42 163H43V162H42ZM71 163H72V162H71ZM79 163H80V162H79ZM28 164H29V163H28ZM58 164H59V163H58ZM58 164H57V165H58ZM65 164H66V163H65ZM6 165H7V164H6ZM13 165H14V164H13ZM42 165H43V164H41V166H42ZM72 165H73V164H72ZM75 165H76V164H75ZM7 166H8V165H7ZM58 166H59V165H58ZM68 166H69V165H68ZM73 166H74V165H73ZM9 167H10V166H9ZM13 167H17V166L14 165ZM21 167H22V166H21ZM23 167H24V166H23ZM31 167H32V166H31ZM47 168H48V167H47ZM68 168H69V167H68ZM72 168H73V167H72ZM25 169H27V168H25ZM34 169H35V168H34ZM43 169H44V168H43ZM64 170H65V169H64ZM75 170H76V169H75ZM14 171H15V170H14ZM24 171H25V170H24ZM28 171H29V170H28ZM30 171H32V169H31ZM5 172H6V171H5ZM5 172H3V173H5ZM133 172H134V171H133ZM51 173H52V171H51ZM13 174H14V173H12L11 175H13ZM18 174H19V173H18ZM28 174H29V173H28ZM28 174H27V175H28ZM49 174H50V172H49ZM61 174H62V173H61ZM11 175H10V176H11ZM16 175H17V174H16ZM4 176H5V175H4ZM14 176H15V174H14ZM22 176L24 177V175H22ZM29 176H30V175H29ZM1 177H2V176H1ZM140 177H141V176H140ZM5 178H6V177H5ZM15 178H17V177L15 176ZM24 178H25V177H24ZM84 178H85V177H84ZM84 178H83V179H84ZM155 178H156V177H155ZM3 179H4V178H3ZM8 179H10V178H8ZM28 179H29V178H28ZM31 180H32V178H31ZM46 180H47V179H46ZM139 180H140V179H139ZM6 181L8 182V180H6ZM12 182H13V181H12ZM14 182H15V181H14ZM23 182L25 183L26 181L24 180ZM23 182H22V183H23ZM3 183H4V181H3ZM0 184H1V182H0ZM6 184H7V183H6ZM27 184H28V183H27ZM16 185H17V184H16ZM145 185H146V184H145ZM3 186H4V185H3ZM25 186H26V185H25ZM4 187H5V186H4ZM1 188H2V187H1ZM1 188H0V189H1ZM7 188H8V187H7ZM7 188H6V190H7ZM9 190H10V189H9ZM3 191H4V190H3ZM7 191H8V190H7ZM25 191H26V189H25ZM29 191H30V190H29ZM14 192H15V191H14ZM16 192H17V191H16ZM165 193H166V192H165ZM20 194H21V193H20ZM197 195H198V194H197ZM215 195H216V194H215ZM11 196H12V195H11ZM13 196H14V195H13ZM17 196H18V194H17ZM1 197H2V196H1ZM5 197H7V196H5ZM15 197H16V196H15ZM7 198H8V197H7ZM19 199H20V198H19ZM51 199H52V198H51ZM170 200H172V199H170ZM1 201H2V200H1ZM1 201H0V202H1ZM8 201H9V200H8ZM251 201H253V200H251ZM32 202H33V201H32ZM40 202H41V201H39V203H40ZM96 202H97V200H96ZM155 202H157V201H155ZM253 202H254V201H253ZM263 202H264V201H263ZM7 203H8V202H7ZM33 203H34V202H33ZM40 204H41V203H40ZM254 204H255V203H254ZM36 205H37V204H36ZM42 205H43V204H42ZM42 205H40V206H42ZM2 206H3V205H2ZM37 207H38V206H37ZM103 207H104V206H103ZM21 208H22V207H21ZM13 209H14V208H13ZM256 209H257V208H256ZM21 210H22V209H21ZM76 210H77V209H76ZM87 210H88V209H87ZM242 211H243V210H242ZM255 211H256V210H255ZM48 212H49V211H48ZM240 214H241V213H240ZM249 214H250V213H249ZM194 222H195V221H194ZM97 223H98V222H97ZM36 224H37V223H36ZM84 227H85V226H84ZM75 228H76V227H75ZM84 230H85V229H84ZM131 230H132V229H131ZM180 230H181V229H180ZM86 232H87V230H86ZM91 232H92V231H91ZM176 234H177V233H176ZM204 236H205V235H204ZM59 237H60V236H59ZM188 237H189V236H188ZM88 239H90V238H88ZM194 245H195V244H194ZM6 248H7V247H6ZM6 248H5V249H6ZM8 251H10V250H8ZM9 254H10V253H9ZM182 255H183V254H182ZM0 256H1V255H0ZM8 256H9V255H8ZM2 258H3V256H2ZM0 259H1V258H0ZM8 259H9V258H8ZM9 260H10V259H9ZM31 263H32V262H31ZM53 263H54V262H53ZM9 264H10V263H9Z\"/></svg>","mask_w":264,"mask_h":264}]
</instances>
